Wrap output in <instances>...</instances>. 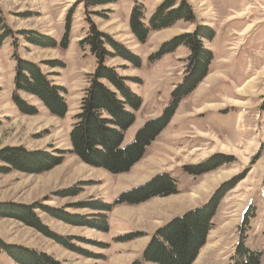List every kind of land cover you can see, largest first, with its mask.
<instances>
[{"label":"rangeland","instance_id":"374dc122","mask_svg":"<svg viewBox=\"0 0 264 264\" xmlns=\"http://www.w3.org/2000/svg\"><path fill=\"white\" fill-rule=\"evenodd\" d=\"M88 1L0 0L6 23L17 37L16 43L9 38L0 45V152L27 148L62 161L41 173L0 170V204L49 205L75 214L76 220L87 224H71L36 208L40 220L75 247L59 243L22 220L3 216L0 241L38 249L64 264H131L141 258L157 229L204 204L221 185L234 180L220 200L207 241L192 264H235L242 238L247 248L261 253L260 264H264V0H188L196 22L179 21L153 31L145 42L130 28L136 0H113L86 8ZM138 1L144 3L149 21L163 0ZM90 19L142 58L139 68L121 57L107 62L121 74L141 80L129 83L142 96L143 104L127 131V142L169 104L172 90L183 77L189 50L180 46L158 60L150 56L164 41L193 31L199 23L216 33L212 41H205L215 55L209 74L180 102L143 159L124 173L93 166L72 152L70 132L96 66L89 46L81 43ZM18 31L47 35L58 45L32 44ZM65 35L68 43L63 48L59 44ZM14 53L39 63L57 85L66 87L69 109L65 116L52 114L38 98L25 92L21 96L38 110L27 114L19 109L12 98ZM249 81V89L240 91ZM213 156L225 162L197 176L184 169ZM0 167L9 166L0 161ZM165 172L177 180L179 193L139 204H118L107 214L109 229L90 226L98 221L94 217L99 211L92 208L93 203L111 204L122 191ZM65 192L77 195L61 196ZM0 264L21 263L0 248Z\"/></svg>","mask_w":264,"mask_h":264},{"label":"trees","instance_id":"16d2710c","mask_svg":"<svg viewBox=\"0 0 264 264\" xmlns=\"http://www.w3.org/2000/svg\"><path fill=\"white\" fill-rule=\"evenodd\" d=\"M111 2L113 0H92L86 2V8ZM89 13L86 10V14ZM145 14L144 3L136 0L130 14V28L140 42H145L151 32L173 27L179 21L196 22V14L188 0H163L154 10L149 21L146 20ZM18 33L35 45L43 47L58 45L57 40L38 32L18 31ZM215 34L211 26L199 23L193 31L164 41L150 56L151 60H158L168 53L175 52L180 46H185L189 50L183 77L172 90L169 104L159 116L145 121L138 129L135 138L127 142V131L136 122L137 113L143 104L142 96L134 91L129 83L130 81L140 83L141 80L139 77L132 78L121 74L116 66L107 62L109 59L121 57L134 68H139L142 65V58L122 42L111 38L90 19L88 33L81 43L89 46L96 60V66L90 74V81L70 132L72 152L91 165L104 168L114 174L130 171L143 159L147 147L170 123L180 102L189 96L209 74L215 55L205 45V41H212ZM9 38H13L14 43L17 42L16 34L7 25L0 6V45ZM67 43L68 35H65L59 46L65 48ZM14 59L15 88L12 98L19 109L27 114H35L38 110L21 96V92H25L38 98L52 114L65 116L69 109L66 87L57 85L39 63L24 59L17 53H14ZM51 66L57 65L51 63ZM219 160L223 159L213 156L202 163L186 165L184 169L191 175L197 176L225 162ZM0 161L9 166L0 167L2 171L15 168L28 173L45 172L62 162L61 158L33 153L27 148L3 150L0 152ZM234 183V180L225 182L207 202L172 218L157 229L151 235L141 258L135 259L131 264H192L207 241L220 200ZM179 192L178 182L171 174L159 173L140 185L122 191L111 204L102 201L93 203L92 208L99 211L94 217L98 221L90 226L104 231L109 229L107 214L118 204H139L157 196L165 197ZM72 195L77 193L65 192L61 196ZM36 208H42L51 216L71 224L87 225L76 220L75 214L68 215L57 207L41 206L37 203L15 206L0 204V216L22 220L59 243L75 247L66 241L64 236L53 232L45 225L38 217ZM0 248L21 264H64L35 248L11 245L4 241H0ZM234 260H236L235 264H260L261 253L247 248L242 238Z\"/></svg>","mask_w":264,"mask_h":264},{"label":"bare ground","instance_id":"6f19581e","mask_svg":"<svg viewBox=\"0 0 264 264\" xmlns=\"http://www.w3.org/2000/svg\"><path fill=\"white\" fill-rule=\"evenodd\" d=\"M263 7H264V6H263ZM251 83H252V82L249 81V82H248V83L242 88L243 90H240V91H243V92H244L246 89H249L248 87H250ZM236 103H237V102H236ZM223 147H224V146H223ZM224 148H225V147H224ZM205 185H206V184H205ZM201 189H202V188H201Z\"/></svg>","mask_w":264,"mask_h":264}]
</instances>
